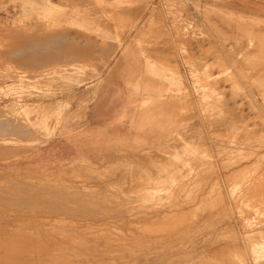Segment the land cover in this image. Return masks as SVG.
<instances>
[{"label":"rangeland","instance_id":"rangeland-1","mask_svg":"<svg viewBox=\"0 0 264 264\" xmlns=\"http://www.w3.org/2000/svg\"><path fill=\"white\" fill-rule=\"evenodd\" d=\"M2 1L0 264H264V19L199 0ZM128 44L165 84L168 113L141 128L161 135L100 165L46 157Z\"/></svg>","mask_w":264,"mask_h":264},{"label":"crops","instance_id":"crops-1","mask_svg":"<svg viewBox=\"0 0 264 264\" xmlns=\"http://www.w3.org/2000/svg\"><path fill=\"white\" fill-rule=\"evenodd\" d=\"M23 1V9L28 7ZM197 1V0H192ZM235 14L264 19V0H199ZM10 2L4 1L5 5ZM159 2V1H156ZM3 1L0 2V5ZM199 5V4H198ZM185 21L200 23V16L195 14L190 3L185 2ZM216 14V13H214ZM218 15V14H217ZM167 22L177 21L167 18ZM132 44L115 56L107 69L101 84L94 94L77 96V102L85 105L75 109V124H69L74 130L70 135L57 136L43 148L45 156L58 160H67L71 155L80 153L88 161L96 163L102 158V152L125 150L126 145L135 143L141 134H159L156 128L142 131V124L153 123L166 115V105L160 95L165 84L144 73L145 62L136 56ZM141 86L143 91H135L132 85ZM162 88V89H161ZM147 99V100H146ZM161 115V116H160ZM147 121V122H146Z\"/></svg>","mask_w":264,"mask_h":264},{"label":"bare ground","instance_id":"bare-ground-1","mask_svg":"<svg viewBox=\"0 0 264 264\" xmlns=\"http://www.w3.org/2000/svg\"><path fill=\"white\" fill-rule=\"evenodd\" d=\"M227 12V11H226ZM7 61V60H6ZM239 86V85H238ZM263 119V118H262ZM5 120V119H4ZM14 120V119H13ZM3 122V121H2ZM5 124L7 125V123L5 122ZM2 125V124H1ZM2 127V126H1ZM18 127V126H17ZM15 128H16V126H15ZM1 130V129H0ZM25 133V132H24ZM18 134V133H17ZM22 136V135H21ZM5 153V152H4ZM15 154V153H14ZM4 156V155H3ZM7 157V156H6ZM165 157V156H164ZM230 158V157H229ZM258 158V157H257ZM162 159V158H161ZM194 159V158H193ZM225 160V159H224ZM232 160V159H231ZM190 162V161H189ZM239 162V161H238ZM235 164V163H234ZM239 164V163H238ZM125 175V174H124ZM180 176V175H179ZM115 177V176H114ZM66 178V177H65ZM94 178V177H93ZM100 178V177H99ZM17 181V180H16ZM84 181V180H83ZM145 181V180H144ZM59 182V181H58ZM257 182V181H256ZM25 183V182H24ZM91 183V182H90ZM97 183V182H96ZM101 183V182H100ZM18 184V183H17ZM87 184V183H86ZM111 184V183H110ZM258 184V183H257ZM260 184V183H259ZM258 184V185H259ZM51 185V184H50ZM54 185V184H53ZM65 185V184H64ZM63 185V186H64ZM134 185V184H133ZM140 185V184H139ZM254 185V184H253ZM55 186V185H54ZM49 187V186H48ZM108 187V186H107ZM135 187V186H134ZM21 188V187H20ZM28 188V187H27ZM43 188V187H42ZM53 188V187H52ZM56 188V187H55ZM127 188V187H126ZM255 188V187H254ZM2 189V188H1ZM44 189V188H43ZM63 189V188H62ZM20 190V189H19ZM28 190V189H27ZM52 190V189H51ZM74 190V189H73ZM124 190V189H123ZM231 190V189H230ZM35 191H37V190H35ZM34 191V192H35ZM40 191V190H39ZM45 191H47V190H45ZM236 191V190H235ZM244 191V190H243ZM250 191V190H249ZM261 191V190H260ZM3 192V191H2ZM15 192V191H14ZM23 192V191H22ZM33 192V193H34ZM42 192H44V191H42ZM50 192V191H49ZM70 192V191H69ZM80 192V191H79ZM106 192V191H105ZM8 193V192H7ZM26 193V192H25ZM29 193V192H28ZM47 193V192H46ZM58 193H59V191H58ZM99 193V192H98ZM113 193V192H112ZM117 192H115V194H116ZM9 195H10V193H8ZM12 194V193H11ZM31 194V193H30ZM38 194H39V192H38ZM53 194H54V192H53ZM56 194V193H55ZM129 194V193H128ZM239 194V193H238ZM259 194V193H258ZM69 195V194H68ZM92 195V194H91ZM120 195V194H119ZM253 195H254V193H253ZM27 196V195H26ZM37 196V195H36ZM66 196V195H65ZM29 197V196H28ZM78 197V196H77ZM97 197V196H96ZM110 197V196H109ZM122 197V196H121ZM126 197V196H125ZM161 197V196H160ZM168 197V196H167ZM257 197V196H256ZM10 198V197H9ZM19 198V197H18ZM32 197H30V199H31ZM54 198V197H53ZM64 198V197H63ZM124 198V197H123ZM249 198V197H248ZM251 198V197H250ZM13 199V198H12ZM15 199V198H14ZM23 199V198H22ZM26 199V198H25ZM237 199V198H236ZM18 200V199H17ZM250 200V199H249ZM257 200V199H256ZM10 201V200H9ZM25 201V200H24ZM30 201V200H29ZM66 201V200H65ZM78 201V200H77ZM90 201V200H89ZM94 201H95V199H94ZM2 202H3V200H2ZM1 202V203H2ZM7 202V201H6ZM11 202V201H10ZM81 202V201H80ZM84 202V201H83ZM4 203V202H3ZM9 203V202H8ZM13 203V202H12ZM35 203V202H34ZM61 203V202H60ZM68 203H71V202H68ZM27 204V203H26ZM72 204V203H71ZM77 204V203H76ZM96 204V203H95ZM98 204V203H97ZM10 205V204H9ZM16 205V204H15ZM31 205H33V204H31ZM37 205H38V203H37ZM68 205V204H67ZM85 205V204H84ZM104 205V204H103ZM234 205V204H233ZM6 206V205H5ZM23 206V205H22ZM29 206V205H28ZM70 206V205H69ZM72 206H73V204H72ZM75 206V205H74ZM78 206V205H77ZM87 206V205H86ZM85 206V207H86ZM11 207H12V205H11ZM38 207V206H37ZM64 207V206H63ZM79 207V206H78ZM82 207V206H81ZM81 207H79V208H81ZM14 208V207H13ZM17 208H18V206H17ZM20 208V207H19ZM33 208V207H32ZM40 208H43L42 206L40 207ZM71 208V207H70ZM92 208H94V207H92ZM102 208V207H101ZM104 208V207H103ZM28 209V208H27ZM26 209V210H27ZM51 209V208H50ZM62 209V208H61ZM83 209V208H82ZM86 209V208H85ZM220 209V208H219ZM8 210V209H7ZM29 210V209H28ZM80 210V209H79ZM89 210V209H88ZM10 211V210H9ZM59 211H60V209H59ZM71 211V210H70ZM87 211V210H86ZM204 211V210H203ZM4 212V211H3ZM29 212V211H28ZM176 212V211H175ZM194 212H195V210H194ZM25 213V212H24ZM72 213V212H71ZM85 213V212H84ZM92 214H94L93 212H92ZM147 214V213H146ZM15 215V214H14ZM13 216V215H12ZM20 217V216H19ZM39 217V216H38ZM262 217V216H261ZM7 218V217H6ZM31 221V220H30ZM256 221V220H255ZM240 222V221H239ZM43 224V223H42ZM22 231V230H21ZM49 232V231H48ZM30 234V233H29ZM35 237V236H34ZM62 238V237H61ZM47 242V241H46ZM49 242V241H48ZM143 244H145V243H143ZM239 247V246H238ZM62 248V247H61ZM67 249H69V248H67ZM241 250V249H240ZM219 252V251H218ZM237 252V251H236ZM216 253V252H215ZM220 254H222V253H220ZM239 254V253H238ZM244 254V253H243ZM76 255V254H75ZM219 255V254H218ZM235 255V254H234ZM242 255V254H241ZM223 257V256H222ZM221 259V258H220ZM229 259V258H228ZM18 260V259H17ZM65 260V259H64ZM230 260V259H229ZM259 261V260H258ZM91 262H92V260H91ZM238 262V261H237ZM29 263V262H28ZM35 263V262H34ZM47 263V262H46ZM219 263V262H218ZM234 263V262H233ZM235 264V263H234ZM250 264V263H249Z\"/></svg>","mask_w":264,"mask_h":264}]
</instances>
